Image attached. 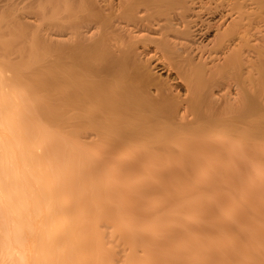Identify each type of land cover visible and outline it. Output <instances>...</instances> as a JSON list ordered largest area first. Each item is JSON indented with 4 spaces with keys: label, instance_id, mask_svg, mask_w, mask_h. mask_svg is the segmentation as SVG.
I'll return each mask as SVG.
<instances>
[{
    "label": "bare ground",
    "instance_id": "obj_1",
    "mask_svg": "<svg viewBox=\"0 0 264 264\" xmlns=\"http://www.w3.org/2000/svg\"><path fill=\"white\" fill-rule=\"evenodd\" d=\"M0 256L264 264V0H0Z\"/></svg>",
    "mask_w": 264,
    "mask_h": 264
},
{
    "label": "rangeland",
    "instance_id": "obj_2",
    "mask_svg": "<svg viewBox=\"0 0 264 264\" xmlns=\"http://www.w3.org/2000/svg\"><path fill=\"white\" fill-rule=\"evenodd\" d=\"M159 72L161 73V75H163V77L167 76V74L169 73L168 71H166V70H164V69L160 70ZM100 168H101V170L98 169V171L101 172V171L103 170V168H102L101 166H100ZM104 168H105V167H104ZM96 170H97V169H96ZM98 171H95V172H98ZM91 173H93V172H91ZM91 173H90V174H91ZM101 174H102V173H101ZM91 175H92V176L95 175V176L97 177V176H99L100 174L97 175L96 173H94V175H93V174H91ZM0 257H1V256H0ZM0 259H1V258H0ZM7 259L11 262L10 258H7ZM7 259H5V260H7ZM1 260H3V259H1ZM1 260H0V261H1ZM8 260H7V261H8ZM4 262H6V261H4ZM10 262H8V264H11ZM0 264H3V263H0ZM5 264H7V262H6Z\"/></svg>",
    "mask_w": 264,
    "mask_h": 264
}]
</instances>
